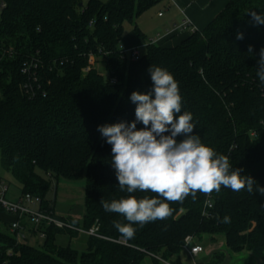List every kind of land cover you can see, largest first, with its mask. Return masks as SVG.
I'll return each instance as SVG.
<instances>
[{"label":"trees","instance_id":"16d2710c","mask_svg":"<svg viewBox=\"0 0 264 264\" xmlns=\"http://www.w3.org/2000/svg\"><path fill=\"white\" fill-rule=\"evenodd\" d=\"M160 1L0 0L1 165L21 193L40 197L52 211L46 176L85 178L84 216L66 220L85 230L97 224L103 236L83 234L87 248L80 251L56 242L60 235L77 237L79 230L50 226L43 248L17 243L0 211V264H143L146 257L157 264L162 250L177 255L171 264H183L179 255L187 236L203 233L211 243L224 236L234 253L264 251V195L255 192L264 188V84L256 75L264 22L251 15L264 16V0H229L203 30L174 46L149 42L133 58L122 46L124 24L136 23ZM135 29L141 32L137 23ZM151 66L178 82L182 110L175 118L192 114L195 127L188 135H198L257 184L252 194L221 186L209 196L197 192L195 201L189 196L169 202L171 216L133 225L134 237L126 238L114 221L128 222L100 203L130 194L119 190L112 145L98 128L136 121L130 96L152 91ZM136 128L145 126L136 121ZM207 201L213 208H205ZM225 216L229 223L221 222Z\"/></svg>","mask_w":264,"mask_h":264},{"label":"clouds","instance_id":"9594fccd","mask_svg":"<svg viewBox=\"0 0 264 264\" xmlns=\"http://www.w3.org/2000/svg\"><path fill=\"white\" fill-rule=\"evenodd\" d=\"M251 15L257 23L264 22V16L255 12ZM237 38L243 37L238 34ZM149 72L152 91L147 94L136 91L130 96L136 104V121L142 122L145 128L137 130L136 121L98 128L112 145L111 163L119 190L130 194L100 203L106 212L120 214L128 222L114 221V227L126 238L134 237L133 225L142 227L171 216L169 202H183L189 196L195 201L197 192L209 196L214 191L219 193L221 186L235 192L246 188L252 194L257 184L252 177L241 175V170H233L228 157L203 144L198 135H188L195 127L192 114L183 112L175 118L182 110L178 82L159 66H151ZM256 75L264 84V49L260 52ZM167 132L170 135H164ZM180 134L186 138L177 142ZM137 191L152 192L156 197L138 199L131 195ZM255 192L264 195V188L258 185ZM221 222L229 223L230 218L225 216Z\"/></svg>","mask_w":264,"mask_h":264},{"label":"rangeland","instance_id":"374dc122","mask_svg":"<svg viewBox=\"0 0 264 264\" xmlns=\"http://www.w3.org/2000/svg\"><path fill=\"white\" fill-rule=\"evenodd\" d=\"M159 9H161L160 5H156L155 7L153 6L150 9H148L147 18H151V22L153 15ZM136 23L141 27L140 19H137ZM136 23L127 21L124 24L125 34L129 30L135 29ZM149 28H151L150 25ZM155 33L156 31H154V34ZM154 36H156V34ZM140 51L141 54L144 53L145 47L141 48ZM0 176L4 177L8 181L10 185L9 195L11 197H16L21 193L20 184L13 178V175L11 174L10 171H7L6 169L3 168L1 162H0ZM46 177L52 182L51 189L49 190L47 195V199L50 201L56 199L57 201L56 209L58 211H68V212L74 211V214H76V216L61 215V217L83 218L85 213V206H84L85 184H86L85 178L78 180H69L62 177L57 181L50 176H46ZM2 220L7 223V221L4 218ZM189 236L191 237L192 243L200 244L201 246H203L204 251L199 255L192 257V255L188 251H186L183 247L179 255L183 264H264V259H263L264 251L255 250V251H243L240 253H234L227 246H224L223 244V241L225 242L224 236L217 237L218 246L213 251H212V246H210L211 244H213L211 243L212 236L210 234L203 233L198 235L193 234ZM87 239L88 238L86 237V235L83 234H80L77 237H73L65 234L58 236L56 242L59 245H63V246L70 245L82 251L87 248ZM27 242L41 248L45 246V239L38 238V235L32 230L31 226H29L28 228ZM158 257H159V263L157 264H167L166 262L175 261L177 255L171 254L167 250H162L159 253ZM143 264H155V263L151 257H146Z\"/></svg>","mask_w":264,"mask_h":264},{"label":"crops","instance_id":"0c3cea01","mask_svg":"<svg viewBox=\"0 0 264 264\" xmlns=\"http://www.w3.org/2000/svg\"><path fill=\"white\" fill-rule=\"evenodd\" d=\"M228 1L229 0H161L156 4L160 5L161 9L155 12L152 22L151 18H147L148 10L138 18L141 23V27L137 24L141 31L140 33H138L136 29H131L126 34L124 32L122 46L127 51L134 48L140 50L143 47L146 48L151 38H156L155 43L158 45L174 46L180 43L182 39L189 34L188 31L182 32L176 30V24L187 17L194 30H203L217 14L225 8ZM156 5H154V7ZM160 13H162V15H159ZM149 25L151 28H149ZM154 31H156V36H154ZM56 204L57 201L55 203V210L60 216H76L74 211H58L56 209ZM3 218L7 223L14 219L8 214H4ZM223 244L226 246L224 241ZM210 246H212L213 251L217 248L218 243L214 242Z\"/></svg>","mask_w":264,"mask_h":264},{"label":"built area","instance_id":"2783aa9c","mask_svg":"<svg viewBox=\"0 0 264 264\" xmlns=\"http://www.w3.org/2000/svg\"><path fill=\"white\" fill-rule=\"evenodd\" d=\"M159 15H162V13ZM175 29L182 32L194 31V28L191 26L190 20L187 17L176 24ZM150 42L155 43L156 38H151ZM126 52L133 58H138L141 55V51L137 48L128 51L126 50ZM9 191L10 185L8 181L4 177L0 176V211H3L14 218L8 224L9 231L15 236L17 243H29L27 242L29 226H31L32 230L38 235V238L42 239H46V229L50 226H55L60 229H76L80 231V234L103 237L98 233L99 225L97 224L88 230L78 228L71 224L69 220H66V218L63 219L64 217H61L57 214V212L45 208L40 197L31 193H20L17 197H11L9 195ZM205 208H213V203L211 201H207ZM120 241L125 243V240ZM183 247L192 255V257L197 256L204 251L203 246L198 243H192L190 236L186 238ZM166 263L171 264L170 262Z\"/></svg>","mask_w":264,"mask_h":264}]
</instances>
